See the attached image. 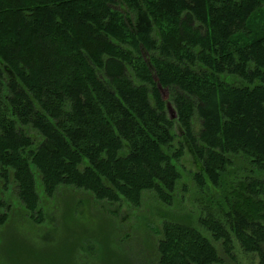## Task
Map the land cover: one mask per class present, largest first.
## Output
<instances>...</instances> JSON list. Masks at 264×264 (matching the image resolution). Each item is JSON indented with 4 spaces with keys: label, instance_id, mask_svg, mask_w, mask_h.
<instances>
[{
    "label": "trees",
    "instance_id": "trees-1",
    "mask_svg": "<svg viewBox=\"0 0 264 264\" xmlns=\"http://www.w3.org/2000/svg\"><path fill=\"white\" fill-rule=\"evenodd\" d=\"M186 145L205 188L235 156L264 174V0H0V177L13 173L30 214L36 175L49 196L74 187L137 207L154 192L170 206ZM246 180L200 229L165 221L158 264H222L214 242L264 264V180ZM9 219L0 199V228Z\"/></svg>",
    "mask_w": 264,
    "mask_h": 264
},
{
    "label": "rangeland",
    "instance_id": "rangeland-1",
    "mask_svg": "<svg viewBox=\"0 0 264 264\" xmlns=\"http://www.w3.org/2000/svg\"><path fill=\"white\" fill-rule=\"evenodd\" d=\"M143 56L148 60L150 54L145 52ZM225 81L239 85L232 78ZM161 93L176 115L168 91L162 89ZM175 133L174 149L177 150L183 141L179 126ZM176 166L181 179L170 206L158 200L154 192H145L137 207L124 200L116 203L98 200L92 193L74 187H61L49 196L36 175L39 207L30 214L19 199L13 173L9 180L0 177V199L7 204L10 218L7 225L0 228V264H119V261L122 264H158L161 235L157 232H161L165 221L185 220L188 216L200 229L199 218L206 217L207 212L220 214V208L226 207L229 201L235 202L247 178L264 180V174L246 158L235 156L220 188L209 180L205 188L198 182L201 165L187 145ZM79 203L87 208L77 218L75 208ZM87 216L98 223L101 231L89 224ZM110 225L115 230L114 243L108 238L113 234ZM78 244L88 247L92 256L81 251ZM214 244L222 264H258V257L246 254L238 244L231 254L224 252L220 243Z\"/></svg>",
    "mask_w": 264,
    "mask_h": 264
},
{
    "label": "water",
    "instance_id": "water-1",
    "mask_svg": "<svg viewBox=\"0 0 264 264\" xmlns=\"http://www.w3.org/2000/svg\"><path fill=\"white\" fill-rule=\"evenodd\" d=\"M160 90H162L161 87H160ZM168 111L170 113L171 120H175L176 119V115H175L174 111H172V107L170 105H168Z\"/></svg>",
    "mask_w": 264,
    "mask_h": 264
}]
</instances>
